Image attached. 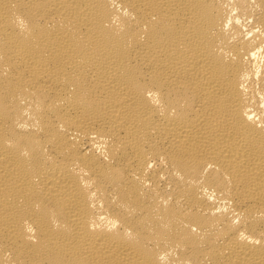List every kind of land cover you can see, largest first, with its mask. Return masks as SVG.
I'll list each match as a JSON object with an SVG mask.
<instances>
[{
  "label": "bare ground",
  "instance_id": "obj_1",
  "mask_svg": "<svg viewBox=\"0 0 264 264\" xmlns=\"http://www.w3.org/2000/svg\"><path fill=\"white\" fill-rule=\"evenodd\" d=\"M0 264H264V0H0Z\"/></svg>",
  "mask_w": 264,
  "mask_h": 264
}]
</instances>
